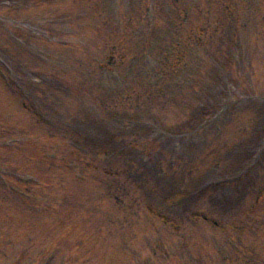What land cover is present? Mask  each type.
Wrapping results in <instances>:
<instances>
[{"label":"rangeland","instance_id":"obj_1","mask_svg":"<svg viewBox=\"0 0 264 264\" xmlns=\"http://www.w3.org/2000/svg\"><path fill=\"white\" fill-rule=\"evenodd\" d=\"M230 1L170 0V8H162L164 0H153L150 11L145 8L151 0H0V264H14L18 247L28 240L27 230L40 236L43 248L41 252L30 243L19 264L41 259L44 264H63L71 258L134 264L136 242L142 255L135 264H153L152 251H143L154 239L161 240L159 246L169 253L168 257L158 253V264H210L200 255L204 239L194 231L197 224L184 219L187 202L180 200L177 188L196 186L197 192L202 179L232 177L252 166L260 154L264 173V0L231 1L241 17L236 43L233 34L226 43V36L220 35L222 27L214 28L222 22ZM196 28L203 40L193 58L200 55L203 71L186 72L183 83H173L166 59L173 51L179 55L173 46L181 45V53L186 54L182 44L191 41ZM132 29L133 36L127 32ZM227 44L229 50H223ZM218 68L223 74L217 77ZM108 69L112 77L106 74ZM163 86L165 93L154 97L153 90ZM143 94L147 97H137ZM137 98L140 103L135 106ZM198 100L203 102L202 114L186 129L187 113ZM253 135L256 144L251 142L250 147L247 142ZM108 141L122 153L133 149L142 184L149 183L152 174L164 175L152 186L159 195L169 194L160 206L169 215L177 214L180 227L168 230L172 224L166 226L151 216L143 202H136L140 192L127 180L120 184L124 202L118 214L124 217L109 221L120 240L104 242L97 230L84 238L73 233L68 240L60 239L64 227H59L68 224L66 219L76 211L81 214L75 199L80 195L74 189L77 179L87 181H79L86 189L98 185L94 199L105 205L100 197L110 183L79 160L80 148L88 151ZM91 159L104 161L102 156ZM169 159L189 167L203 164L200 171L209 170L205 176L189 173L179 169V163L172 169ZM142 161L159 164L165 172H155ZM256 168L249 172L253 186ZM66 197L73 203L56 215L51 227L43 216L37 217L43 212L35 204L43 198L52 211H60L58 202ZM199 197H190V203L201 202ZM132 228L135 238L121 235ZM147 229L151 231L145 238L142 233ZM212 231L219 229L212 227ZM167 243L176 244L180 251ZM55 244L59 245L56 255H48ZM255 247L258 250V244ZM256 253L264 258L261 250Z\"/></svg>","mask_w":264,"mask_h":264}]
</instances>
